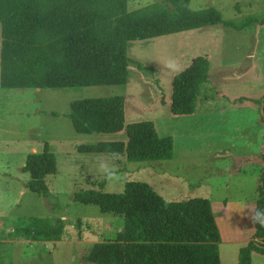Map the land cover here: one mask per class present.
Segmentation results:
<instances>
[{
  "label": "rangeland",
  "instance_id": "374dc122",
  "mask_svg": "<svg viewBox=\"0 0 264 264\" xmlns=\"http://www.w3.org/2000/svg\"><path fill=\"white\" fill-rule=\"evenodd\" d=\"M157 1L129 0V9ZM190 5L196 10L214 6L224 19L236 22L247 16L264 17V0H192ZM1 43L0 25V49ZM128 54L147 67L140 69L131 63L126 84L0 87V264H92L88 256L95 244L110 241L124 226V218L102 212L96 204L74 201L76 192L99 188L101 181H105L103 190L122 192L128 181H146L166 200L204 197L201 176L218 164L231 162L215 158V146L234 143L231 149L235 151L253 152L264 148V137H259L264 134L263 108L259 110L252 101L229 104L220 96L199 105L200 111L223 107L217 113L174 115L170 109L173 77L197 55L210 60L209 86L231 99L263 98L264 25L254 23L237 30L216 24L132 40ZM113 95L125 96L127 123L153 120L160 134L173 136V158L131 162L123 153L78 150L81 144L127 137L125 131L114 136L79 133L70 119L73 100ZM234 126H240V131ZM46 142L56 155L58 168L47 177L49 196L30 191L26 187L30 173L22 169L27 155L42 150ZM216 177L212 175L211 182ZM30 216L62 218V240L16 237L12 233L15 222H29Z\"/></svg>",
  "mask_w": 264,
  "mask_h": 264
},
{
  "label": "trees",
  "instance_id": "16d2710c",
  "mask_svg": "<svg viewBox=\"0 0 264 264\" xmlns=\"http://www.w3.org/2000/svg\"><path fill=\"white\" fill-rule=\"evenodd\" d=\"M192 0H160L129 9V0H0V87L50 88L126 84L130 65L147 66L128 54L132 40H145L186 30L224 24L242 30L264 24V17L247 16L236 22L223 18L214 6L193 9ZM210 60L195 56L172 81L170 109L191 115L199 104L215 100L209 86ZM229 103L252 101L264 110V97L240 96ZM122 95L82 98L70 103V119L79 133L112 134L125 130L127 141L81 144L80 152L123 153L131 162L168 160L175 141L161 135L153 120L126 123ZM264 112V111H263ZM264 120V113H261ZM264 159V152L261 154ZM23 171L31 178L26 187L50 195L47 181L57 173L50 145L27 155ZM82 189L74 201L96 204L105 213L124 218V230L89 253L92 264H221V233L212 203L206 197L166 200L146 181H128L122 192ZM256 231L239 251L238 264H251L252 254H264V169L257 189ZM15 222L16 237L59 241L65 233L62 218L30 216Z\"/></svg>",
  "mask_w": 264,
  "mask_h": 264
},
{
  "label": "crops",
  "instance_id": "0c3cea01",
  "mask_svg": "<svg viewBox=\"0 0 264 264\" xmlns=\"http://www.w3.org/2000/svg\"><path fill=\"white\" fill-rule=\"evenodd\" d=\"M187 66H185V68ZM217 91L218 95L216 99L220 96L224 97L225 94L218 89ZM247 102L250 101H246L243 104H247ZM222 108L223 107L214 110L200 111L198 106L195 113H217ZM262 126L264 129V123ZM233 128L236 132L241 129L240 126H234ZM123 131L125 130L112 133V135L114 136V134L122 133ZM259 137H264V134L260 133ZM103 141L105 140H99V142ZM122 141H127V137ZM232 144L234 143L215 146L213 155L220 160H231V162L226 165H216L213 168L214 170L210 169L207 174L202 175L200 178V185H203L205 188L206 195L204 197L211 200L217 225L221 233V241L219 242V257L221 264H238L241 247L249 242L256 231L254 213L257 206V189L260 176L264 169V159L260 156L264 152V148L262 150L260 148L255 152L245 149H238L235 151L231 149L233 146ZM246 145L247 143H245V147ZM254 163L257 165L254 166ZM215 173L217 175L215 178L216 180L211 182V177L215 175ZM187 195L189 196L190 194ZM192 197L202 196H190L187 197V199ZM123 230L124 226L118 229V232ZM116 236L117 234L114 235L112 239ZM251 264H264V254L254 252L252 254Z\"/></svg>",
  "mask_w": 264,
  "mask_h": 264
},
{
  "label": "water",
  "instance_id": "95a60500",
  "mask_svg": "<svg viewBox=\"0 0 264 264\" xmlns=\"http://www.w3.org/2000/svg\"><path fill=\"white\" fill-rule=\"evenodd\" d=\"M262 113H263V109H262Z\"/></svg>",
  "mask_w": 264,
  "mask_h": 264
}]
</instances>
